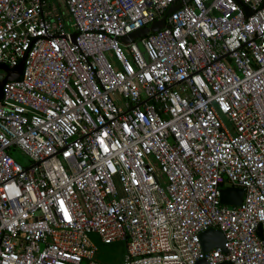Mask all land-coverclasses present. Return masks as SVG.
I'll return each instance as SVG.
<instances>
[{
    "label": "built area",
    "instance_id": "built-area-1",
    "mask_svg": "<svg viewBox=\"0 0 264 264\" xmlns=\"http://www.w3.org/2000/svg\"><path fill=\"white\" fill-rule=\"evenodd\" d=\"M263 1L0 0V264H264Z\"/></svg>",
    "mask_w": 264,
    "mask_h": 264
},
{
    "label": "water",
    "instance_id": "water-1",
    "mask_svg": "<svg viewBox=\"0 0 264 264\" xmlns=\"http://www.w3.org/2000/svg\"><path fill=\"white\" fill-rule=\"evenodd\" d=\"M264 5V1L262 3V6ZM179 7L178 6H169L165 12V14L163 15V17H161V19H159L158 21H155L153 23H151L149 25L148 28H141L138 30H135L131 33H129L128 35H126L125 37L121 38V41L124 43H127L129 41H133L136 38H140L144 35H146L147 33H155L158 30H160L163 26H164V19L166 17V15H168L170 12L177 10ZM246 15L248 16L249 13L247 10H245ZM73 38V36H72ZM21 69H22V62H20L14 69L12 70H8L6 67L4 66H0V70L5 74L4 77L0 76V98H1V88L3 86V84L7 81H13L15 79H17L21 73ZM241 196H242V191L240 189H235V188H229V187H225L219 190V202L222 205H226V206H238L241 200ZM259 232V230H258ZM198 239H199V244L201 247V250L203 252H207L210 249H219L220 251H224L223 249V236L222 234L217 231V230H211L208 229L206 231L201 232L198 235ZM198 264H202V262H198ZM220 264H229L228 262H222Z\"/></svg>",
    "mask_w": 264,
    "mask_h": 264
},
{
    "label": "rangeland",
    "instance_id": "rangeland-1",
    "mask_svg": "<svg viewBox=\"0 0 264 264\" xmlns=\"http://www.w3.org/2000/svg\"><path fill=\"white\" fill-rule=\"evenodd\" d=\"M49 3H52L55 0H47ZM68 30L72 31V28L69 27ZM141 38V37H140ZM133 42L137 45L139 49H141L140 39L136 38L133 40ZM106 59L109 63L114 64L113 57L109 54H105ZM3 74V72L0 70V74ZM11 157L14 161H16L21 166H26L28 164V161L24 155H22L20 152L15 151L13 153H10ZM91 241L96 245L97 247V259L104 263V264H120L121 259L123 257L124 253V247L121 243H115L111 245H102L98 238L90 235L89 236ZM80 264H85L84 261H82Z\"/></svg>",
    "mask_w": 264,
    "mask_h": 264
}]
</instances>
